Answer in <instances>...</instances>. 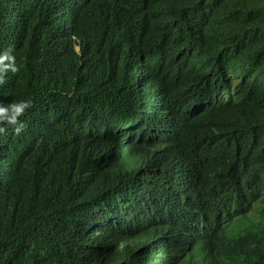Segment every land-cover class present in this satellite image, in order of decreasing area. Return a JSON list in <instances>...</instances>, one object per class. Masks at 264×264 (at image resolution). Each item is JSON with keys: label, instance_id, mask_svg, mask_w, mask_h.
Returning a JSON list of instances; mask_svg holds the SVG:
<instances>
[{"label": "clouds", "instance_id": "9594fccd", "mask_svg": "<svg viewBox=\"0 0 264 264\" xmlns=\"http://www.w3.org/2000/svg\"><path fill=\"white\" fill-rule=\"evenodd\" d=\"M145 4L136 0L121 9L117 0H47L37 5V11H45L35 18L27 36L23 34L26 6L11 3L7 13L0 12V24L5 19L19 27V35L8 38L6 48L0 49V82L8 73L7 82L19 87L24 68L20 56L48 59L57 73L30 77L29 98L10 100L9 93L0 94V140L6 145L0 158L18 166L29 162V170L17 171L13 177L16 190L10 197L0 195V254H6L10 264H120L121 259L148 264L146 252L155 232H149L143 249L125 237L150 226V217L163 208L177 215L178 223L183 215L190 219L197 213V203H163L180 183V172L183 186L190 187L202 168L180 143L184 114L176 106L177 95L163 80L162 60L157 54L137 52L148 40L129 42L136 9L139 16ZM127 15L129 22L124 21ZM135 25L139 26L138 20ZM211 30L201 48L224 51L227 32ZM105 44L111 52L100 50ZM224 63L232 83V63ZM196 70L201 80L212 75L203 58L196 61ZM62 90L70 98L61 101ZM125 93L142 104L133 108L129 102L128 106L108 103L113 95ZM85 94L91 98L88 103ZM32 103L34 117L26 122L21 117ZM186 103L191 107L187 114L207 108L199 98ZM47 115L51 120L45 133ZM10 129L15 136L9 140ZM122 133L127 137L121 138ZM83 135L84 139L78 138ZM3 164L0 160V170ZM136 174L152 185L149 203L143 198L139 207L131 196L104 191L112 186L111 179L127 188ZM84 193L93 196L82 201L80 220L72 212ZM37 199L36 223L24 224L19 210ZM97 221L101 224L92 226ZM169 241V257H173L179 245L171 243V237Z\"/></svg>", "mask_w": 264, "mask_h": 264}, {"label": "trees", "instance_id": "16d2710c", "mask_svg": "<svg viewBox=\"0 0 264 264\" xmlns=\"http://www.w3.org/2000/svg\"><path fill=\"white\" fill-rule=\"evenodd\" d=\"M21 1V6L28 9L23 27V34L27 36L28 30L36 25L35 18L39 19L45 11H37V5H45L47 0ZM117 1L123 9L136 0ZM145 2L139 16L138 7L136 9L129 29L132 33L129 42L139 44L148 40V44L137 52L157 54L162 60L163 80L170 84L173 96L177 95L176 106L184 114L180 143L202 169L190 187L183 186L180 172V183L170 193L171 197L163 201L166 206L179 201L197 203L198 211L192 218L183 215L182 222L178 223L177 215L163 208L150 217V226L127 235L125 241L143 249L153 230L155 239L152 238L146 252L148 264H264V0ZM11 3L19 4V0H0V12L7 13ZM130 17L127 15L124 21L129 22ZM137 20L139 26L135 25ZM211 28L227 32L224 51L201 48V42L212 32ZM15 34L19 35V27L4 19L0 24V49L6 48ZM106 45L100 50L111 52ZM199 58L207 62L212 73L209 78L200 79V72L196 70ZM19 59L24 64L19 87L7 82L8 73L0 82V94L9 93L10 100L29 98L26 86L30 77L57 75L55 66L49 64L48 59L23 56ZM225 61H230L233 66L232 83L228 81L231 75L224 67ZM85 97L88 103L91 98L88 94ZM68 98L70 94L62 90L61 101ZM193 98L203 100L207 108L198 113L192 109L195 112L187 114L191 107L186 102ZM119 102H125L127 106L129 102L133 108L142 104L135 95L127 93L108 99V103ZM34 110L32 103L21 118L26 122L33 119ZM49 123L50 120L44 124L45 133L49 132ZM14 136L10 129L6 138L10 140ZM5 146V140H0V152H5ZM0 160L4 163V169L0 170V195L9 198L16 190L13 177L17 171L29 170V162L18 166L6 158ZM135 176L136 180L127 188L111 179L112 186H106L104 191L111 189L122 197L131 196L139 207L143 206L141 199L145 198L149 203L152 198V185L146 184L137 174ZM154 177L155 174L148 178ZM92 196L82 194L72 215L82 220L81 203ZM39 204L40 199H37L19 210L24 224L36 223L34 214ZM96 223L93 225L97 226ZM177 224L179 232L176 231ZM169 237L171 243L177 241L179 245L173 257H169L172 251L168 247ZM119 263L131 264L132 260L121 259ZM0 264H10L4 253L0 254Z\"/></svg>", "mask_w": 264, "mask_h": 264}, {"label": "bare ground", "instance_id": "6f19581e", "mask_svg": "<svg viewBox=\"0 0 264 264\" xmlns=\"http://www.w3.org/2000/svg\"><path fill=\"white\" fill-rule=\"evenodd\" d=\"M22 4V1L21 0H19V5H21ZM65 14H67L66 12H65ZM11 15H12V12H10V17H11ZM64 28L65 29H67V23H64ZM68 110L66 109L65 110V112H67ZM140 111H141V108H140ZM49 120H51L50 119V116H48L47 115V121L46 122H49ZM140 126H142V125H140ZM140 135H145V132H143V133H141ZM121 138H125V137H127V135H125L124 136V133H122V135H119ZM84 135L83 136H81V137H78V138H80V139H84ZM123 147H124V145L121 147L122 149H123ZM116 152H117V149H115V152H114V154H116ZM104 154H105V151H104ZM87 171V170H86ZM123 189V188H122ZM98 226L101 224L99 221H97V223H96ZM92 226H94V225H92ZM111 229H112V227H111ZM104 250H107L106 248H104Z\"/></svg>", "mask_w": 264, "mask_h": 264}]
</instances>
